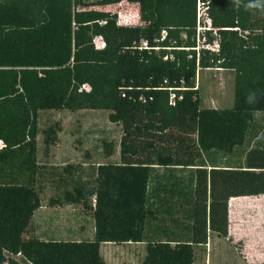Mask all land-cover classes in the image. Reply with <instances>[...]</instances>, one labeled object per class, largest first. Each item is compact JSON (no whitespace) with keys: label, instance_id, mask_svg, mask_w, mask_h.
I'll list each match as a JSON object with an SVG mask.
<instances>
[{"label":"trees","instance_id":"trees-1","mask_svg":"<svg viewBox=\"0 0 264 264\" xmlns=\"http://www.w3.org/2000/svg\"><path fill=\"white\" fill-rule=\"evenodd\" d=\"M195 5L0 0V264H106L100 245L127 242L145 244L140 264H205L208 229L231 240L230 198L264 194V0H214L218 51L196 50ZM214 69L234 72L230 108L200 106L197 71ZM64 109L108 111L119 162L39 163L38 113ZM76 204L92 239L25 237L41 206Z\"/></svg>","mask_w":264,"mask_h":264},{"label":"rangeland","instance_id":"rangeland-1","mask_svg":"<svg viewBox=\"0 0 264 264\" xmlns=\"http://www.w3.org/2000/svg\"><path fill=\"white\" fill-rule=\"evenodd\" d=\"M134 18L126 13L120 22L133 23ZM96 45L101 47L99 38ZM202 40L197 39V51L202 49ZM196 87L201 107L230 108L234 100V72L231 70L214 69L198 70ZM106 110H43L39 111L37 119L38 149L37 160L44 162L45 144L43 130L56 123L60 124L58 141L50 146L54 155H75L86 159L87 163L95 165L102 162L104 142L111 143L114 156L119 152L122 135L120 123L110 122ZM48 151V152H49ZM118 157V156H116ZM77 162L78 160H74ZM45 204V202H44ZM45 211V212H42ZM39 221L29 226L25 237L37 235L49 239L47 227L40 219L53 218L55 226H51L53 234L68 237L67 230H75L77 234L89 235L92 217L82 205L65 207L63 212L39 210ZM33 223V222H32ZM82 227V233L77 230ZM82 235V236H83ZM73 236V235H71ZM59 237V235H58ZM230 237L231 240L214 236L210 247H201L197 251L196 262L205 264H258L264 262V196L258 198H243L230 202ZM71 238V237H70ZM82 238V237H81ZM131 243L130 245L100 247V254L106 264H140L145 247Z\"/></svg>","mask_w":264,"mask_h":264},{"label":"crops","instance_id":"crops-1","mask_svg":"<svg viewBox=\"0 0 264 264\" xmlns=\"http://www.w3.org/2000/svg\"><path fill=\"white\" fill-rule=\"evenodd\" d=\"M114 156V154L112 155ZM112 156L109 157V158H104L103 155L101 156V159H102V162H99L97 164H101V163H118L119 162V152L115 154V157H113L112 159ZM118 156V157H116ZM44 162H42L43 164H47V165H65L67 163H80L84 166H86L87 164V161H88V158H89V155H87V158L84 159V158H81V157H77L75 155H54V153L52 151H49L47 154H44ZM74 160H78L77 162H75ZM264 196L263 195H259V196H240V197H232L230 198L229 200V236H230V202H232V200H240V199H243V198H258V197H262ZM69 206H74V205H67V206H54V207H48V206H41L39 209H37L31 220H30V223H29V226L37 223L39 221V218H37V213L39 212V210H53V212H63V210H65V207H69ZM42 212H45V211H42ZM92 217V216H91ZM42 222V225H45V226H49L47 227V232L49 234H47L49 236V238H55V239H73V240H81V239H92L93 238V233H94V221L92 219V223H91V228H90V231H89V235H83V234H77V232L74 230H71V229H68L67 230V235L68 237H65L62 236V234H53L52 232V227L51 226H55V223H54V219L53 218H47L45 220L43 219H40ZM33 222V223H32ZM78 232L82 233V227L80 226L79 229L77 230ZM59 235V237H58ZM73 235V236H71ZM83 235V236H82ZM207 235H208V238H207V244L206 245H201V246H195V261H196V256H197V251H199V249L201 247H210L211 245V241L213 239L214 236H217L216 233L210 231L208 229L207 231ZM37 236V235H36ZM39 237V236H38ZM71 237V238H70ZM82 237V238H81ZM219 237V236H217ZM42 238V237H41ZM226 239V238H224ZM132 242H127V243H122V244H119L121 246H126V245H130ZM112 244H115V243H103L100 245V247L102 245H107V246H115V245H118V244H115V245H112ZM133 244H137V245H140V246H144L145 247V244L144 243H133ZM132 244V245H133ZM145 254V252H144ZM143 254V255H144ZM204 263V262H202Z\"/></svg>","mask_w":264,"mask_h":264},{"label":"built area","instance_id":"built-area-1","mask_svg":"<svg viewBox=\"0 0 264 264\" xmlns=\"http://www.w3.org/2000/svg\"><path fill=\"white\" fill-rule=\"evenodd\" d=\"M214 0H196L195 11H196V31H197V39L202 40V48L218 51V41L215 40L212 44L206 42L205 33L211 31L214 36L217 35L216 28H213L212 21L209 16L211 5ZM165 34V31L162 32V35ZM101 47H103V42L101 41ZM146 47V43L142 44ZM197 50V48H196ZM199 50V47H198ZM175 95L171 93L170 95V104H174ZM142 99V97H140ZM0 146H2V142L0 141Z\"/></svg>","mask_w":264,"mask_h":264},{"label":"clouds","instance_id":"clouds-1","mask_svg":"<svg viewBox=\"0 0 264 264\" xmlns=\"http://www.w3.org/2000/svg\"><path fill=\"white\" fill-rule=\"evenodd\" d=\"M251 7H258V6H260V5H250Z\"/></svg>","mask_w":264,"mask_h":264}]
</instances>
